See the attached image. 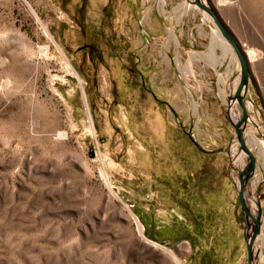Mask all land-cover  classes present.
Segmentation results:
<instances>
[{
    "label": "rangeland",
    "instance_id": "obj_1",
    "mask_svg": "<svg viewBox=\"0 0 264 264\" xmlns=\"http://www.w3.org/2000/svg\"><path fill=\"white\" fill-rule=\"evenodd\" d=\"M160 1L0 0V264H246L239 64L208 15ZM202 1L257 54L244 97L255 210L264 0Z\"/></svg>",
    "mask_w": 264,
    "mask_h": 264
},
{
    "label": "water",
    "instance_id": "obj_2",
    "mask_svg": "<svg viewBox=\"0 0 264 264\" xmlns=\"http://www.w3.org/2000/svg\"><path fill=\"white\" fill-rule=\"evenodd\" d=\"M188 2L211 18L213 24L218 29L221 38L233 50L239 64V78L237 80L233 96L228 97V103L236 102L240 110L238 120L235 122L230 120L236 141L238 143L239 152L246 156V164L241 170H238L236 174L238 180L236 197L243 216V239L246 249V264H254L255 252L253 250V246L261 230V201L264 199V193L256 197V208L255 210H252L246 199V190L248 181L254 174L256 160L244 140V129L248 121L244 97L247 92L249 82V63L245 58L243 50L222 23L215 9L209 3H205L202 0H188Z\"/></svg>",
    "mask_w": 264,
    "mask_h": 264
},
{
    "label": "bare ground",
    "instance_id": "obj_3",
    "mask_svg": "<svg viewBox=\"0 0 264 264\" xmlns=\"http://www.w3.org/2000/svg\"><path fill=\"white\" fill-rule=\"evenodd\" d=\"M160 2H161L162 5L164 4V0H161ZM227 2H228V0H217V1H216V4H217V5H222V4L225 5ZM214 37H217L218 39H220V40L223 42V40L220 38V35L218 34L217 31H215ZM239 46H240L241 49L243 50L244 55H245V58H246V60H247L248 63H251L252 61L255 60V58L257 57V54H256L255 50H253V49H249V48H247V47H244V45H242V44H240V43H239ZM40 52H41V53L44 52V48H43V47H42V49H40ZM44 53H45V52H44ZM66 69H67V68H66ZM222 82H223V80H220V83H222ZM235 83L237 84V80H236ZM236 84H235V87H236ZM234 90H235V88H234ZM230 105H231V107L229 108V117H230V119H231L233 122H235V121H237L238 119H233V118H232V116H231V111H232V109H233V103H231ZM248 120H249V118H248ZM249 136H250V140H251V142L254 143V144H256V145L258 146L259 153H260V155L264 158V142L259 141V140L255 137V135H253L252 133H251ZM256 145H254V146H256ZM257 146H256V147H257ZM242 154H243V153H241V152H239V153H235L234 158L239 159V158H241V155H242ZM243 155H244V154H243Z\"/></svg>",
    "mask_w": 264,
    "mask_h": 264
},
{
    "label": "crops",
    "instance_id": "obj_4",
    "mask_svg": "<svg viewBox=\"0 0 264 264\" xmlns=\"http://www.w3.org/2000/svg\"><path fill=\"white\" fill-rule=\"evenodd\" d=\"M178 41L179 42H182V43L184 42L182 35H179ZM186 41H188L189 44H191V46H194V44H196V45H198V44H204L207 40H206V37H203V36H200L199 35L195 39L193 37L190 40H186ZM213 54L216 56V51L213 52ZM215 62H216V60L214 61V65H213V74L214 75H216L217 69L221 67V65L219 64V63H221L220 61H218V63H216V64H215Z\"/></svg>",
    "mask_w": 264,
    "mask_h": 264
}]
</instances>
